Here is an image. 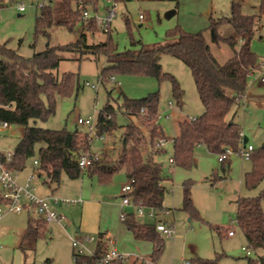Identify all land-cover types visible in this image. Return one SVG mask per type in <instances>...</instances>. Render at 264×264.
Segmentation results:
<instances>
[{
  "label": "rangeland",
  "instance_id": "374dc122",
  "mask_svg": "<svg viewBox=\"0 0 264 264\" xmlns=\"http://www.w3.org/2000/svg\"><path fill=\"white\" fill-rule=\"evenodd\" d=\"M232 0H124L117 3L115 17L111 24L112 37L119 51L132 48V41L141 42L145 46L157 47L164 45L167 32L180 27L188 33L203 32L211 47L212 53L220 64L232 58L234 52L226 43L216 44L211 37L208 26L210 19L228 17L231 14ZM240 2L242 11L246 15L258 14L262 0H233ZM38 4L40 0H0V44H7L12 50H17L24 58H30L34 53L44 51L47 47L56 48L75 43L84 31L87 35L88 45L103 43L107 39L106 33L99 30L90 34L83 29L82 24L76 26L75 32L66 27L53 26L46 35H36L35 21L40 14ZM18 6H24L26 11L20 13ZM113 7L107 0H95L87 5L84 11L89 16L101 18L108 15ZM86 20H90L89 18ZM129 25H126V21ZM260 28L251 43V49L264 62V16L260 19ZM223 38L233 35V29L224 25L219 29ZM240 43L236 46L239 50ZM138 49V47H137ZM59 66L53 71L57 78L64 73L78 75V93L71 97L58 98L55 114L47 120H31L32 127L49 130L76 129L89 131L81 127L79 118H92L94 128L98 113L108 100V92H112L111 104L120 93L130 99H142L149 94L159 93V123L166 136L167 144L164 155L155 156V161L161 162L164 173L169 177L164 183L166 195L164 210L157 212L158 220L172 224L174 232L171 238L164 237L163 252L157 264H183L184 261L216 260L218 264H247L248 258H257L258 253L247 257L242 250L251 249L237 224V200L242 197H257L264 190V181L255 189L245 186V174L252 169V162L244 160L239 153H234L226 163H230L229 171L224 174L219 156L211 154L205 146H198L194 153V164L185 169L170 164L169 159L174 157L173 139L177 135V124L184 119H196L204 114L192 72L182 61L170 55H161L160 63L164 73L172 75L183 91V106L180 108L172 96V83L170 80L158 82L154 77L142 75L118 74L113 78L101 81L100 73L108 64L103 56L94 57L91 54L79 52L57 51ZM263 70L250 78L248 91L242 106L238 110L235 121L242 129L244 147L252 146L255 151L264 147V85L260 80ZM89 86H86V84ZM95 86L97 89H93ZM131 118V119H130ZM119 128L112 134L103 136L102 140L92 130L91 153L97 157L106 155L115 160L122 151L121 137L130 122L140 126L145 134L146 127L141 118L128 116L123 111H117ZM23 128L12 126L5 132H0V153L8 156L21 139ZM247 139V142H244ZM147 148L143 146L144 157ZM34 176L32 185L42 188V180L33 172V163L18 176L15 182L19 186H26L27 180ZM128 183L124 172L117 173L109 184H101L97 178L87 175L77 180H70L63 176L58 188L57 198H73L84 190L82 197L84 205L60 203L63 215L68 223L65 228L50 223L47 233L37 240H24L28 224V212L21 214L3 213L0 216V264H75L73 258L74 248L71 240L93 238L95 241L86 243L90 251L95 250L98 232H95L98 222L102 230L112 233L119 253L134 257L151 256L153 252L150 242L137 241L126 229L120 219L121 188ZM189 184L190 198L199 217H192L183 210L185 186ZM0 187V191H1ZM37 193V192H36ZM76 194L71 196V194ZM68 194V195H67ZM91 194L95 197L90 211L82 213V207L88 204ZM37 196L38 193L36 194ZM79 196V195H78ZM92 201V202H93ZM108 203L100 208L99 202ZM110 201V202H108ZM0 202V208L5 209ZM264 211V200L262 201ZM128 211V210H127ZM166 212L168 214H166ZM35 216L34 214H32ZM141 223H155L152 219L143 218ZM87 228L91 229L88 231ZM80 229L78 233L77 230ZM216 229L235 231L234 238L220 237ZM87 230V231H86ZM23 237L21 238V233ZM122 246L127 248L123 251ZM262 253V251H261ZM260 254V253H259Z\"/></svg>",
  "mask_w": 264,
  "mask_h": 264
},
{
  "label": "trees",
  "instance_id": "16d2710c",
  "mask_svg": "<svg viewBox=\"0 0 264 264\" xmlns=\"http://www.w3.org/2000/svg\"><path fill=\"white\" fill-rule=\"evenodd\" d=\"M114 1L118 3L124 0ZM92 3L95 0H49L40 8V14L36 17V35H46L53 26L66 27L70 32H75L78 24H82L88 33H96L99 28L95 20L83 19L86 6ZM263 16L264 0L256 15L244 14L241 3L232 0L230 16L210 19L208 30L212 40L216 44H228L234 52L232 58L224 64H220L213 55L203 32L188 33L180 27L167 32L166 37L170 41L164 45L150 47L132 41V48L122 52L118 50L112 37V29L106 34L107 39L103 43L88 45L87 35L83 31L75 43L56 48L47 47L30 58L22 57L6 43L0 44V124L8 123L11 127L23 128L11 161L6 162V156L1 155L0 163L14 173H20L30 162L36 161V175L43 184L53 187L54 191L62 184L63 176L77 180L87 175L106 185L117 173L124 172L128 181L134 180L133 191L129 195L134 205L152 209L156 213L163 211L167 192L164 183L169 177L164 173L162 163L155 161V156L166 153L164 148L157 147L160 139H166L158 119L159 93L149 94L138 100L120 93L114 106L111 104L112 92H108L107 103L97 116L96 136L112 134L119 128L117 111L141 118L147 134L140 126L130 122L121 137L122 151L119 157L113 160L102 156L93 161L86 171L79 168L78 160L82 152L91 150L90 130L84 131L83 128L71 132L29 125L31 120H47L54 115L58 98L78 93L77 74L64 73L60 78L54 75L53 71L59 66L57 51L103 56L108 64L100 73L103 83L118 74L154 77L158 82L170 80L173 99L180 108L183 106V91L172 75L163 72L160 58L161 55H170L187 65L192 72L204 114L196 119L178 122L177 135L173 139L172 159L177 166L189 169L194 164V153L198 146H205L211 154L219 156L227 149L238 152L243 144L242 129L235 117L246 97L250 78L262 71L264 64L251 49ZM126 25H129L128 20ZM224 25L233 29V35L229 38H223L219 34L220 27ZM239 43L240 48L236 50ZM143 146L148 149L146 157ZM228 160L221 163L224 174L230 169V163H226ZM249 161L252 162V169L245 174V186L251 190L264 181V147L253 150ZM184 199L183 210L192 217H199L190 198L189 184L185 186ZM263 200L264 190L257 197H242L237 200V224L248 246L258 253L256 259L248 258L247 264H264ZM126 213L123 221L126 229L135 240L152 244L150 258L157 262L163 252L165 237L157 231V223H141L135 218L134 211ZM28 217L24 240H37L44 236L48 231V223L29 213ZM159 222L172 228V224L168 222ZM216 231L220 237L228 236L229 232L221 229ZM108 242L106 235L101 233L93 256L78 255L74 250L75 264H100L108 250ZM191 264H218V258L197 259L191 261Z\"/></svg>",
  "mask_w": 264,
  "mask_h": 264
},
{
  "label": "built area",
  "instance_id": "2783aa9c",
  "mask_svg": "<svg viewBox=\"0 0 264 264\" xmlns=\"http://www.w3.org/2000/svg\"><path fill=\"white\" fill-rule=\"evenodd\" d=\"M42 4H38V7H43L49 0H40ZM108 2L113 3V7L111 10L108 11V15L106 17H91L89 16V13L87 11L83 12V19H94L99 30H101L104 33H108L111 29L112 21L115 17V11L117 7V3L114 0H107ZM17 11L20 13H23L26 11L24 6H18ZM112 81H115L114 78H112ZM262 82L264 83V76L262 77ZM86 86H89L87 83ZM93 89H97L95 86H92ZM158 119H160V116H158ZM79 126L87 127L89 128L90 132H92L94 128V122L92 118L88 119H82L79 118L77 121ZM11 126L8 123L0 124V132H5L9 130ZM95 129V128H94ZM102 140L104 137H100ZM167 144L166 139H160L157 143L158 148H165ZM252 146L244 147L243 150H239L238 152L233 151L232 149H227L225 152L221 155H219V162L222 163L234 153H239L240 156L246 160H250L251 153L253 151ZM1 155H4L0 153ZM6 156V155H5ZM12 158V155L6 156V162H10ZM100 157H97L91 153V151L88 152H82L81 156L78 160L79 168L82 171L88 170V168L91 166L93 161L98 160ZM170 164H174L173 159H169ZM35 166H38V163L34 162ZM16 174L7 168L3 163H0V187L2 188L0 191V202L5 204V209L0 208V216L5 213H13V214H21L25 211L35 213V215L47 222L50 223H56L62 227L65 228V225L68 223L67 219L59 214L55 208L54 205L64 203V204H82V199H59L56 197H47V198H41L36 195V188L32 185V181L34 179V176L32 175L28 180L26 186L22 187L19 186L16 182ZM133 184L134 180H129L126 185H124L121 189V206L122 208H132L134 210V216L137 220H141L143 218L152 219L154 220L157 225V231L160 232L163 236L171 238L174 234L171 227H168L164 223H161L157 220V213L154 210H147L143 207L135 206L132 199L129 197L130 193L133 191ZM127 216L126 211H122L120 214L121 221H125ZM229 237L234 236V231L231 230L227 233ZM95 240L93 238H84V239H72V246L78 255H84L88 254L90 256L94 255V251H90L86 247V243L94 242ZM247 257H250L253 255L254 250L252 249H242ZM132 261L135 264H157L154 260L151 258H143V257H134L130 255H124L119 253V251L115 248H108L106 254H104L101 263L100 264H120V263H128L131 264ZM131 262V263H130ZM184 264H191V262H184Z\"/></svg>",
  "mask_w": 264,
  "mask_h": 264
},
{
  "label": "crops",
  "instance_id": "0c3cea01",
  "mask_svg": "<svg viewBox=\"0 0 264 264\" xmlns=\"http://www.w3.org/2000/svg\"><path fill=\"white\" fill-rule=\"evenodd\" d=\"M259 28H260V26H259ZM264 40V39H263ZM264 63V62H263ZM262 70H263V67H262ZM264 75H262V77H263ZM262 77H261V80H260V82H261V84H263L264 85V83L262 82ZM245 99V98H244ZM245 140V139H244ZM247 140V139H246ZM247 142V141H246ZM91 149V148H90ZM102 156H106V155H101V156H99L100 158L102 157ZM33 163V162H32ZM36 167L37 166H35V164L33 163V172L35 171V173H36ZM21 173V172H20ZM20 173H15L17 176H18V174H20ZM42 188L41 187H37V189H36V192L38 193V195H39V197H41V198H47V197H56L57 198V195H58V192L57 191H54L53 190V187L52 188H49L47 185H45V184H43V182H42ZM122 189V188H121ZM36 193V194H37ZM83 194H84V190H82V192H80V194L78 193V195L77 196H75L76 194H74V193H72L71 194V196H75V197H73V198H76V199H82V197L81 196H83ZM68 195V194H67ZM95 197V195L94 194H91L88 198L90 199V201H88V204H86V206H83L82 207V213H84V212H86V211H90L91 209H92V205H95L96 204V202H94L93 201V198ZM93 201V202H92ZM108 202H110V201H108ZM108 204V203H107ZM106 203H103L102 201H100L99 202V205L98 206H100V208L101 207H103V205H107ZM80 205H84V201H83V199H82V204H80ZM54 208H55V210H57L59 213L61 212V213H63V209H62V206H61V204H57V205H54ZM120 209H121V212L122 211H127L128 210V212H132V211H134L132 208H122V206H120L119 207ZM29 214H34L35 215V213H33V211H31V212H28ZM121 214V213H120ZM166 214H168L167 212H166ZM33 216V215H32ZM34 217H36L37 218V216L35 215ZM157 220H158V218H157ZM158 221H161V220H158ZM48 226H49V224H48ZM102 228V224H101V220H100V223L98 222V225H97V228L95 229V232H98V235L99 234H103L104 233V231L101 229ZM27 230V229H26ZM87 230L88 231H91V229H89V228H87ZM86 230V231H87ZM232 229H229L228 231H231ZM234 231V230H233ZM23 232L24 231H22V233H21V238L23 237V235H25V234H23ZM77 232L79 233L80 232V229H78L77 230ZM25 233H26V231H25ZM130 233V232H129ZM23 234V235H22ZM105 235H106V239H108L109 240V242L107 243L108 244V248H114V247H112V246H115L116 245V241L115 240H113L112 239V233H110L109 231H105V233H104ZM132 235V234H131ZM236 236V233H235V231H234V236L233 237H229V236H227V237H229V238H234ZM82 239V238H81ZM98 240V239H97ZM97 243V242H96ZM96 247V246H95ZM122 248H124V249H122L123 251H127V248H125V246H122ZM152 248H153V246H152ZM116 249V248H115ZM140 257H143V258H150V256H140ZM132 258H134V256H132ZM131 262L133 263L134 261H132L131 260ZM130 262V263H131ZM184 262H188V261H184ZM184 262H183V264H184Z\"/></svg>",
  "mask_w": 264,
  "mask_h": 264
},
{
  "label": "water",
  "instance_id": "95a60500",
  "mask_svg": "<svg viewBox=\"0 0 264 264\" xmlns=\"http://www.w3.org/2000/svg\"><path fill=\"white\" fill-rule=\"evenodd\" d=\"M247 140L245 139L244 142H246Z\"/></svg>",
  "mask_w": 264,
  "mask_h": 264
}]
</instances>
